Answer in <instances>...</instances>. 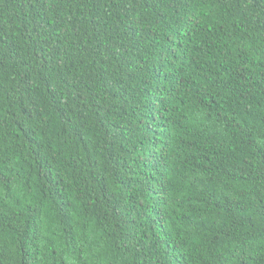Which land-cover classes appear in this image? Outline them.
<instances>
[{"label": "trees", "instance_id": "1", "mask_svg": "<svg viewBox=\"0 0 264 264\" xmlns=\"http://www.w3.org/2000/svg\"><path fill=\"white\" fill-rule=\"evenodd\" d=\"M0 264H264V0H0Z\"/></svg>", "mask_w": 264, "mask_h": 264}]
</instances>
